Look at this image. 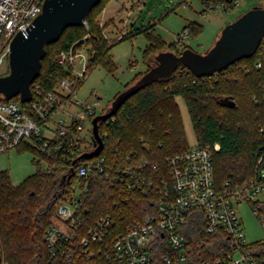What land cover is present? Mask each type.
I'll return each mask as SVG.
<instances>
[{"label":"trees","instance_id":"obj_1","mask_svg":"<svg viewBox=\"0 0 264 264\" xmlns=\"http://www.w3.org/2000/svg\"><path fill=\"white\" fill-rule=\"evenodd\" d=\"M111 1L101 0L91 9L84 23L64 29L59 39L47 46L40 76L34 83L53 90L59 82L69 79L75 82L79 92L84 80L76 79L74 66L61 65L55 60L58 53L73 46L86 47L89 52L85 75L98 66L114 72L117 68L112 54L114 46L126 39L145 36L148 45L143 54L147 69L136 75L126 87L149 70L152 64L148 60L152 53L170 50L181 54L186 48H192L188 44L180 46L177 41H166L153 25L138 27L119 39H107L98 18ZM223 1L229 8L234 6L227 0ZM188 28L190 35H199L203 24L192 21L183 30ZM258 61L262 63L259 69L256 68ZM178 96H182L186 103L197 143L202 146L221 144L220 150L213 153L218 186H223L226 181L242 184L264 168V48L212 76H197L180 64L172 76L153 82L131 95L112 117L100 122L99 132L104 146L96 158L105 159L110 176L105 177L104 173L95 171L89 177L88 190L82 195L80 208L85 226L100 216L111 215L115 220L113 236L157 210L158 187L145 192L140 186L129 187L130 181L126 178L116 180L115 175L120 168L138 172V166L147 159L149 164L141 172L143 178L160 187L170 181L169 157L190 146ZM13 100L19 101L20 97ZM85 143H89L85 150L94 149V138ZM31 151L35 153V150ZM85 153L80 151L72 156L81 163L86 160L81 158ZM40 156L51 164L62 158L46 153ZM65 176L67 178L64 179ZM83 181L77 173L66 168L48 171L40 167L15 185L9 172L1 170L0 258L10 264H83V259L78 257L68 260L51 258L44 239L57 204L72 195L76 182ZM183 231L197 255L220 253L219 248L214 247L218 242L212 239L201 249L197 247V242L208 234L203 212L192 211ZM220 235L225 243L227 236ZM257 248L264 251L261 243H257ZM99 259L101 264H128L113 256L107 258L102 255Z\"/></svg>","mask_w":264,"mask_h":264},{"label":"built area","instance_id":"obj_2","mask_svg":"<svg viewBox=\"0 0 264 264\" xmlns=\"http://www.w3.org/2000/svg\"><path fill=\"white\" fill-rule=\"evenodd\" d=\"M44 1L0 0V69L5 67L1 75L8 70L12 39L42 12ZM205 1L208 9L219 3L229 8L223 0ZM241 1L232 0L231 3L238 5ZM187 36L188 29H185L177 42L182 45ZM259 48H264V37ZM89 59L86 47L75 46L55 56L58 64L74 66L77 80H84ZM78 62L84 67L83 71L76 68ZM261 66L258 61L256 68ZM32 85L33 97L25 103L6 99L0 94V154L20 149L35 150L37 163L44 170L66 168L85 180L76 182L72 195L57 204L44 233L51 258L78 257L83 259V264H101L99 258L102 255L125 260L128 264H264V251L257 248V243L264 245V238L249 240L239 210L240 205L249 203L264 223V168L242 184L226 181L223 186H218L213 153L220 150L219 142L208 146L195 143L169 157L170 181L162 187L141 176L144 166L149 164L147 159L138 166V172L118 169L116 180L128 179L129 187L140 186L145 192L158 187L157 210L113 236L115 220L111 215L100 216L85 226L80 208L82 195L88 190L89 177L95 171L104 173L105 177L110 174L105 159L96 158L100 154L85 158L81 163L76 159L74 164L72 155L95 149L85 150V145L89 144L85 142L94 138L93 118L108 108L96 93L86 99L79 98L73 80H62L53 90L39 83ZM45 153L62 158L51 164L41 158L40 154ZM192 211L203 212L208 231L207 236L197 242L198 249L212 239L218 242L214 247L219 248V254L204 252L197 255L183 231ZM220 233L227 236L225 243L220 239ZM0 264L10 262L1 258Z\"/></svg>","mask_w":264,"mask_h":264},{"label":"rangeland","instance_id":"obj_3","mask_svg":"<svg viewBox=\"0 0 264 264\" xmlns=\"http://www.w3.org/2000/svg\"><path fill=\"white\" fill-rule=\"evenodd\" d=\"M261 5L264 6V0H242L240 4L228 9L222 3L208 9L204 0H145L144 3L141 0H112L103 10L98 21L109 40L121 37L133 26L153 25L156 27V32L169 42L177 40L186 25L197 21L203 24V30L199 35H190L188 28V36L183 38L182 45L188 44L195 51L206 53L229 23L252 7ZM147 44L148 40L143 35L117 43L112 51L113 59L117 64L116 70L109 72L103 66L96 67L85 76L78 97H86L91 92H95L101 97L105 107L110 108L109 102L115 94L125 90V83L133 80L136 75H140L145 70L146 62L143 53ZM159 52L161 51L152 53L149 58L148 62L152 66L155 65V56ZM6 68L10 71L9 64ZM76 68L84 70L80 62L76 64ZM4 70L5 67L0 69V76ZM177 102L181 109L188 144H195L197 136L186 103L182 96L177 97ZM37 160V154L31 150H12L0 154V171L7 170L12 183L17 185L40 169L41 164L37 163ZM239 210L249 240L264 238V223L254 213L251 205L243 203Z\"/></svg>","mask_w":264,"mask_h":264},{"label":"water","instance_id":"obj_4","mask_svg":"<svg viewBox=\"0 0 264 264\" xmlns=\"http://www.w3.org/2000/svg\"><path fill=\"white\" fill-rule=\"evenodd\" d=\"M100 1L45 0L42 12L26 29L19 30L11 41L10 71L0 76V94L6 99L19 96L22 103L30 101L33 97L32 83L40 76L47 46L56 42L64 29L84 23L91 9ZM263 37L264 8L254 6L229 23L206 53H199L192 48H186L181 54L170 50L159 52L155 56V65L120 92L107 111L93 118L95 149L81 158H92L101 153L104 143L99 132L100 122L112 117L131 95L153 82L172 76L180 64L197 76H212L243 58L253 56Z\"/></svg>","mask_w":264,"mask_h":264},{"label":"crops","instance_id":"obj_5","mask_svg":"<svg viewBox=\"0 0 264 264\" xmlns=\"http://www.w3.org/2000/svg\"><path fill=\"white\" fill-rule=\"evenodd\" d=\"M121 5H124V4H121ZM132 25H134V24H132ZM136 28H138V27H134V26H133L132 29H130V30H128V31L126 30L125 32L128 33V32H130L131 30H135ZM155 28H156V27H155ZM179 35H180V34H179ZM179 35H178V37H179ZM139 36H140V35H139ZM137 37H138V36H137ZM137 37H133V38L126 39V40H132V39H135V38H137ZM144 37H145V36H144ZM178 37H177V39H178ZM119 38H120V36H118V37H116V38H113V39H119ZM145 38H146V37H145ZM175 41H177V40H175ZM175 41H172V42H175ZM168 42H169V41H168ZM147 45H148V44H147ZM147 45H146V46H147ZM145 48H146V47H145ZM112 51H113V49H112ZM146 69H147V63H146V68H145V70H146ZM145 70H144V71H145ZM131 81H132V80H131ZM128 82H130V81H128ZM128 82H126L125 85H126ZM126 88H127V87L125 86V89H126ZM92 93H95V92H91L90 95H91ZM119 93H120V92H118L117 94H115L114 97L117 96ZM96 94H97V93H96ZM90 95H89V96H90ZM97 95H98V94H97ZM89 96L81 97V98H82V99H86V98H89ZM98 96H99V95H98ZM114 97H113V98H114Z\"/></svg>","mask_w":264,"mask_h":264}]
</instances>
